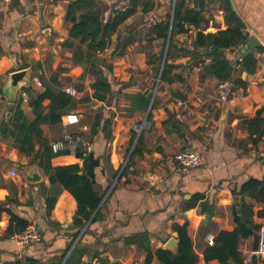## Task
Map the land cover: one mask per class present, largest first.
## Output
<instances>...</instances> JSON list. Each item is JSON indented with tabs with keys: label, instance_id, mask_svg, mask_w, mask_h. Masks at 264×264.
Listing matches in <instances>:
<instances>
[{
	"label": "crops",
	"instance_id": "crops-1",
	"mask_svg": "<svg viewBox=\"0 0 264 264\" xmlns=\"http://www.w3.org/2000/svg\"><path fill=\"white\" fill-rule=\"evenodd\" d=\"M70 1L0 0V87L11 72L26 67L31 69L32 84L19 89L13 108L7 95L0 93V264L145 262L146 251L126 239L146 231L155 251L166 247L171 237L177 238L173 223L186 221L199 254L198 264H220L218 259L206 261L204 250L221 230L236 226L233 208L240 206L243 196L233 189L251 177L264 179V136L256 146L246 143L248 132L239 124L242 117H251L264 106V50H257L264 47V0H187L204 19L200 25L185 23L188 30L173 36L177 47L170 61L176 64L172 73L180 78L172 82H161L163 59L158 56L164 41L151 34V27L168 16L173 19L176 0H146L120 25L110 46L101 53L113 64L112 70L105 71L115 92L108 103L93 97L95 77L85 74L84 67L74 62L73 49L63 45L72 24L65 19ZM99 1L106 6L107 18L119 0ZM229 5L244 21L249 40L235 51L223 50L234 61L254 52L257 67L249 73L236 64L237 75L246 81L241 87L244 96L222 100L217 93L219 79L207 74L203 65L212 59L207 55L210 48L197 46L196 39L200 31L229 27ZM131 35L135 36L133 43L115 55L119 38ZM242 48L246 49L243 53ZM35 78H40L42 85H37ZM47 82L55 88L73 86L79 95L73 97L62 122L44 123L43 135L51 142L67 130L81 133L90 140L88 150L100 159L95 172L98 185L107 190L100 205L103 218L93 222L92 215L83 227L75 224L78 203L73 194L61 183L51 182L40 159L34 160L20 150L27 129L37 117L31 101L45 91ZM138 92L152 94L148 117L149 107L136 109L129 97ZM50 102L47 98L43 104ZM102 104L106 116L113 117L112 136L107 139L100 131L90 138L95 109ZM142 126L137 140L141 139V151L129 159L127 173L121 175ZM186 146L202 153L201 166L186 168L174 160ZM35 148L39 149V143ZM75 162L82 165L83 158L72 152L52 158L54 165ZM37 164L41 180L31 181L27 171ZM13 168L18 175L11 173ZM53 198L56 201L51 206ZM193 201L194 205L185 208ZM263 206L255 202L256 210ZM10 210L42 230L43 239L19 244L13 237L16 232L7 231ZM255 219L264 222V218ZM259 234L264 236V225ZM254 244V237L245 238L240 249L244 254L254 252ZM75 247L85 252L73 255ZM150 264H161L157 255Z\"/></svg>",
	"mask_w": 264,
	"mask_h": 264
},
{
	"label": "trees",
	"instance_id": "trees-1",
	"mask_svg": "<svg viewBox=\"0 0 264 264\" xmlns=\"http://www.w3.org/2000/svg\"><path fill=\"white\" fill-rule=\"evenodd\" d=\"M145 1L132 0V5L127 11L117 12L107 18L105 17L106 6L99 0H71L68 5L65 19L72 24L69 38L63 42V45L73 49L74 62L84 67V73L95 77L92 83L95 89L93 97L102 103L110 102L115 92L113 91L112 82L105 72L106 70H112L113 64L107 62L101 56V53L110 46L112 35L119 30L120 25L134 14ZM153 7L152 5L149 9ZM144 8L145 11H148L146 6ZM226 12V21L229 27L216 32H198L196 44L197 46L210 48L207 55L212 59L209 63L203 62L207 74L216 77L219 81L231 79L236 86L245 87L246 81L236 73V64H240L243 69L253 73L257 67V57L254 52H250L244 54L240 60L234 61L232 55L224 50L220 51V48L235 51L237 47L249 40V35L244 31V21L230 5L227 7ZM203 19L201 12L190 8L187 0H176L173 19L168 16L165 20L152 24L151 34L154 33L157 38H162L164 41L162 54L158 56L159 60L163 59L170 31L172 32L161 82H172L180 78L178 74L172 73L176 64L171 62L170 59L173 56L174 49L177 47L173 36L180 31L188 30L184 26L185 23L200 25ZM134 40V35L119 38L115 55H121ZM215 47L218 50L210 52ZM257 50H264V47H259ZM197 52L200 54L202 51ZM45 85V91L39 93L31 101L37 117L27 129L20 150L30 154L34 160L40 159V166L47 172L51 182L61 183L73 194L78 203L75 224L83 227L92 215L93 222L103 218L100 205L107 190L98 185L95 172L96 167L100 164V159L93 150L84 149L76 153L83 158L82 165L78 162L62 165H54L52 163L54 156L61 153H69V151L54 152L51 142L43 135V125L44 123L56 124L62 122L63 114L73 103L74 96L61 87L55 88L51 83L47 82ZM129 97L132 99L136 109H147L151 102L152 94L149 92H138L130 94ZM47 98H50L51 102L48 106H45L43 102ZM95 111L90 138L100 131L104 133L107 139L111 138L110 129L113 117L111 115L106 116L104 104L97 107ZM239 124L248 132V138L245 142H251L253 146H256L264 136V106L258 108L255 115L242 117ZM35 143H39V149L35 148ZM140 144L141 139L135 146L130 160L140 153ZM130 160L121 175L127 173ZM233 191L235 194L243 196V199H240V206L233 208L236 226L233 230H221L217 234L214 243L209 244L204 250V259L206 261L218 259L220 264H249L245 261V254L240 249L241 241L249 237H254V248L255 250L259 249V232L264 222L256 221L255 217L264 218V206L256 210L255 202L264 203V179L251 177L240 186L235 187ZM199 198L198 196L195 200ZM55 201V198L51 200V206ZM192 205H194V201L185 206V208ZM10 211L11 221L7 231L14 233L26 229L30 223L29 220L19 216L12 210ZM173 229L177 232L178 238V245L175 250L159 247L154 251L146 231L129 236L126 240L138 243V246L146 251L145 264L151 263L154 254L157 255L161 264H198L199 254L195 251L193 239L189 234L188 222H175L173 223ZM84 252V249L75 247L73 255L77 253L82 255ZM261 262L264 264V255L254 254L251 264H260Z\"/></svg>",
	"mask_w": 264,
	"mask_h": 264
},
{
	"label": "built area",
	"instance_id": "built-area-1",
	"mask_svg": "<svg viewBox=\"0 0 264 264\" xmlns=\"http://www.w3.org/2000/svg\"><path fill=\"white\" fill-rule=\"evenodd\" d=\"M132 5V0H119L115 2L112 7V14L121 11H127ZM34 82L37 85H42V80L40 78H35ZM64 90H66L69 94L74 97H78L79 92L73 86H65ZM217 93L220 99L227 100L233 97L241 98L244 96V89L239 86H236L234 81L231 79H224L220 80L217 87ZM24 98H27V92L23 90ZM51 147L54 152H61V151H69L72 153H77L79 150H88L91 143L86 136L81 133H77L74 131H65L63 134L54 140L51 141ZM174 160L181 164L186 168H196L203 164V156L200 151L194 149L192 147L186 146L180 151H178L174 155ZM11 173L16 176L18 175V171L13 168L11 169ZM13 237L17 240L19 244L25 245L31 242H40L44 234L42 230H40L35 225H28L26 229L22 231L16 232ZM211 237V236H209ZM260 242V248L256 251L247 252L245 254V261L249 264L253 261V255L259 253L262 255L264 251V236H262ZM126 264H145L143 261L135 260L131 262H126Z\"/></svg>",
	"mask_w": 264,
	"mask_h": 264
},
{
	"label": "water",
	"instance_id": "water-1",
	"mask_svg": "<svg viewBox=\"0 0 264 264\" xmlns=\"http://www.w3.org/2000/svg\"><path fill=\"white\" fill-rule=\"evenodd\" d=\"M170 37H171V31H170V34H169V37H168V40H167L166 49H165V53H164V56H163L162 68H161V72H160V78H161V73L163 71V68H164V65H165V62H166V58H167V53H168L170 39H171ZM217 50H218V48L215 47V48H213L211 50V52H216ZM220 51H223V49L220 48ZM245 51H246V49L245 48H242L241 53H243ZM247 51H251V49H249ZM239 57H242V55L240 54ZM160 78H159V80H160ZM31 85H32L31 84V69L29 67L22 68V69L15 70V71H13V72L10 73L7 82L3 86L0 87V93H5L7 95V97L10 100L9 106L11 108H13L19 89L21 87H23V86H31ZM150 109H151V104L149 106V109H148V112H147V116L146 117L149 116ZM143 127L144 126H142L141 130L139 131V133H138V135L136 137V140H135V142H134L131 150L128 153L127 159L123 163V166L121 168V171L124 169V167L126 166L128 160L130 159V157H131V155L133 153V150L135 148V145L137 143V140L139 139V136H140V133H141ZM121 171H120V173H121ZM41 177H42V175L40 173L39 165L38 164L36 166H34L33 168L28 169V171H27V178L29 180H31V181H37V180H41ZM102 203H103V201H102ZM177 245H178V238L171 237L168 240V242L166 243V247L165 248H170V249L175 250L176 247H177Z\"/></svg>",
	"mask_w": 264,
	"mask_h": 264
}]
</instances>
